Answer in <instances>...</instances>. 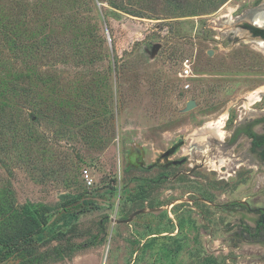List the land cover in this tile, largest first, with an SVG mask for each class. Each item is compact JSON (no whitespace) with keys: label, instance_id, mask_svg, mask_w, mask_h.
<instances>
[{"label":"rangeland","instance_id":"obj_1","mask_svg":"<svg viewBox=\"0 0 264 264\" xmlns=\"http://www.w3.org/2000/svg\"><path fill=\"white\" fill-rule=\"evenodd\" d=\"M114 2L0 0L23 41L0 36V221L47 219L35 264H264L234 204L264 208V169L220 151L264 110V51L242 27L264 0Z\"/></svg>","mask_w":264,"mask_h":264},{"label":"trees","instance_id":"obj_2","mask_svg":"<svg viewBox=\"0 0 264 264\" xmlns=\"http://www.w3.org/2000/svg\"><path fill=\"white\" fill-rule=\"evenodd\" d=\"M106 1L110 6L118 7L114 0ZM243 27L250 29L253 35L264 39V30L249 28L247 25ZM0 36L12 41L14 44L23 42L18 37H13L16 35L14 28L10 25H1ZM10 37H12V40ZM46 225L47 219L42 215H38L30 205L18 206L14 208L12 215L2 216L0 221V264H6L9 261L10 264H35L37 251L35 239H40ZM250 229L249 227H243L241 230V233L247 234V239H255L261 235L264 237V231L261 227L255 229L253 234L249 233L252 231Z\"/></svg>","mask_w":264,"mask_h":264},{"label":"flooded vegetation","instance_id":"obj_3","mask_svg":"<svg viewBox=\"0 0 264 264\" xmlns=\"http://www.w3.org/2000/svg\"><path fill=\"white\" fill-rule=\"evenodd\" d=\"M244 25H247L249 28L264 30V26H255L252 23H245L243 26ZM243 29L251 34V36L259 37L253 35L250 29H246L244 27ZM234 124L235 126L232 128L230 133H227V135L223 137V141L220 143V151L224 156V161L227 160L236 168L242 166L252 171H256L260 167L264 169V110L262 113L259 112L257 116L253 117L239 116L236 120H234ZM237 146L240 147L237 154L231 153V151H233V149ZM204 162L205 160H203L201 164L194 165L192 168L199 166L194 171L201 169ZM193 172H179L173 176L172 180L175 181L184 174L188 175L189 178L194 179L192 178ZM254 198L255 195L251 194L250 196H247L245 200L239 203H234L256 216V220L254 224L251 225V229L249 227V229L252 230L249 232L250 234H253L254 230L260 227L264 231V208L258 207L250 209L248 206L250 203L247 199H251L250 202L253 203Z\"/></svg>","mask_w":264,"mask_h":264},{"label":"water","instance_id":"obj_4","mask_svg":"<svg viewBox=\"0 0 264 264\" xmlns=\"http://www.w3.org/2000/svg\"><path fill=\"white\" fill-rule=\"evenodd\" d=\"M263 26H264V24H263L261 27H263ZM245 33L247 34V37H246V38H248V39H250V40H256V41H263V42H264V39H261V38H259V37H253V36H251V34H249L247 31H245ZM157 48H158V46L155 45V46H154V50L157 49ZM193 107H194V103H193V101H189L188 104H187V107H186L187 110H191ZM197 167H199V166H196V167L192 168V169L190 170V172H193ZM143 212H144L143 210L136 211V212L132 213V214L129 216V218H128L127 220H125V221H119V223H128L129 221L132 220V218H133L134 216H136V215H138V214H141V213H143Z\"/></svg>","mask_w":264,"mask_h":264},{"label":"built area","instance_id":"obj_5","mask_svg":"<svg viewBox=\"0 0 264 264\" xmlns=\"http://www.w3.org/2000/svg\"><path fill=\"white\" fill-rule=\"evenodd\" d=\"M190 66H191L190 60L188 58H184L181 61V68H180V71L178 73L179 77H181V78L190 77L191 76V68H190ZM184 88L185 89L189 88V85L185 84Z\"/></svg>","mask_w":264,"mask_h":264},{"label":"bare ground","instance_id":"obj_6","mask_svg":"<svg viewBox=\"0 0 264 264\" xmlns=\"http://www.w3.org/2000/svg\"><path fill=\"white\" fill-rule=\"evenodd\" d=\"M255 26H262L264 24V13L255 15L254 19L252 20ZM257 45L260 49L264 51V42L257 41Z\"/></svg>","mask_w":264,"mask_h":264}]
</instances>
